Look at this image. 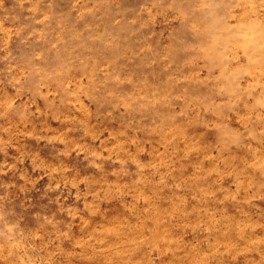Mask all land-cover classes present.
Masks as SVG:
<instances>
[{
	"label": "rangeland",
	"instance_id": "rangeland-1",
	"mask_svg": "<svg viewBox=\"0 0 264 264\" xmlns=\"http://www.w3.org/2000/svg\"><path fill=\"white\" fill-rule=\"evenodd\" d=\"M0 264H264V0H0Z\"/></svg>",
	"mask_w": 264,
	"mask_h": 264
}]
</instances>
